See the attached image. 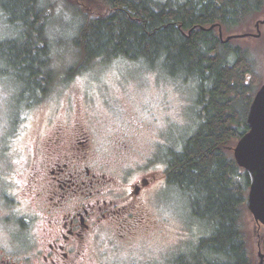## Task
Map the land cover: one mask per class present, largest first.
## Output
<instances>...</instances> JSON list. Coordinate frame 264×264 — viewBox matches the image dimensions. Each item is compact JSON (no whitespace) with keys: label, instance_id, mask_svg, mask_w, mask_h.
I'll list each match as a JSON object with an SVG mask.
<instances>
[{"label":"trees","instance_id":"obj_1","mask_svg":"<svg viewBox=\"0 0 264 264\" xmlns=\"http://www.w3.org/2000/svg\"><path fill=\"white\" fill-rule=\"evenodd\" d=\"M72 1L79 19L70 39L74 63L62 81L118 56L196 81L200 121L181 149L169 152L165 175L209 231L173 264H256L243 226L249 178L231 147L248 130L247 110L262 81L253 51L240 42L246 37L221 40L218 26L224 37L249 26L264 13V0H96V13L81 7L95 9L90 0ZM47 2L0 0L17 32L0 40V59L25 91L44 94L57 77Z\"/></svg>","mask_w":264,"mask_h":264},{"label":"rangeland","instance_id":"obj_2","mask_svg":"<svg viewBox=\"0 0 264 264\" xmlns=\"http://www.w3.org/2000/svg\"><path fill=\"white\" fill-rule=\"evenodd\" d=\"M47 1L52 3L47 21V32L53 43L50 63L57 77L37 110L53 112L70 102L75 111L80 106L81 113H89L91 120L94 119L88 121L93 131L94 149L105 157L101 169L115 179L108 185L115 188L113 200L125 195L123 191L127 188L119 185L125 172H131L129 181L150 171L158 176L140 196L148 224L134 226L138 228L131 237L133 242L112 255L118 264H126L133 257H136L134 264H173L178 254L191 251L197 239L209 231L203 220L192 215L185 193L161 179L169 152L180 150L198 127L196 81L167 75L158 67L148 68L142 60L133 61L123 56L94 60L87 69L62 81L60 78L65 76L66 69L74 63L70 39L79 19L70 9L74 6L72 0ZM90 1L95 9L88 5L81 7L96 13L100 3ZM258 19H264V13ZM255 21L235 33L256 34ZM258 31V37L239 41H244L253 51L263 82L264 24H259ZM16 34L13 22L0 8V40ZM9 69L11 67L0 59V114L13 112L17 99L31 93L24 90ZM127 183L123 182L124 186ZM122 204L123 201L117 203ZM243 226L250 255L258 262L259 246L264 254V225H258L247 210ZM119 228L115 233L123 231Z\"/></svg>","mask_w":264,"mask_h":264},{"label":"flooded vegetation","instance_id":"obj_3","mask_svg":"<svg viewBox=\"0 0 264 264\" xmlns=\"http://www.w3.org/2000/svg\"><path fill=\"white\" fill-rule=\"evenodd\" d=\"M30 94L0 114V264H118L112 253L133 242L134 226L149 222L140 196L158 176L129 181L125 172V195L113 200L115 179L101 169L89 113L70 102L37 110L48 92Z\"/></svg>","mask_w":264,"mask_h":264},{"label":"water","instance_id":"obj_4","mask_svg":"<svg viewBox=\"0 0 264 264\" xmlns=\"http://www.w3.org/2000/svg\"><path fill=\"white\" fill-rule=\"evenodd\" d=\"M264 19H256L257 33H232L223 36L221 27L218 26V35L221 40L227 41L234 38L258 37L259 24ZM211 25L209 28L214 27ZM248 130L243 133L231 147L233 158L238 166L243 168L249 178V189L246 206L257 224L264 225V81L254 94L246 115ZM259 261L264 263V254L257 251Z\"/></svg>","mask_w":264,"mask_h":264},{"label":"clouds","instance_id":"obj_5","mask_svg":"<svg viewBox=\"0 0 264 264\" xmlns=\"http://www.w3.org/2000/svg\"><path fill=\"white\" fill-rule=\"evenodd\" d=\"M7 250H9V251H10L11 249H7Z\"/></svg>","mask_w":264,"mask_h":264}]
</instances>
